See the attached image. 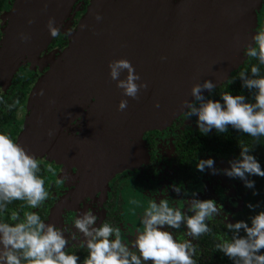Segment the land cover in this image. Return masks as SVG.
I'll return each instance as SVG.
<instances>
[{
  "label": "water",
  "instance_id": "obj_1",
  "mask_svg": "<svg viewBox=\"0 0 264 264\" xmlns=\"http://www.w3.org/2000/svg\"><path fill=\"white\" fill-rule=\"evenodd\" d=\"M57 1H16L0 51V73L8 80L26 56L40 52L50 40L44 29L49 17L55 20L50 5ZM258 2L92 0L61 53L59 68L55 71L51 63L46 75L33 86L28 106L36 108V119L22 134L20 144L37 159L48 150L55 152L59 146L55 145L56 122H64L65 117L80 113L87 105L95 118L87 121L79 139L81 148L89 139L91 146L100 147L121 132L136 139L145 131L169 125L186 109L181 102L194 99L190 95L193 84L210 80L220 86L242 65L246 59L243 47L251 42L257 27ZM93 12L102 19L96 21ZM29 19L34 22L28 24ZM81 25L87 27L82 29ZM20 33L30 39L21 41ZM121 58L130 61L141 81L148 84L138 100L123 96L109 78V61ZM46 82L50 86L44 103L37 92ZM207 93L204 90L202 94ZM121 99L128 101L124 111L117 110ZM50 130L54 132L51 138Z\"/></svg>",
  "mask_w": 264,
  "mask_h": 264
},
{
  "label": "flooded vegetation",
  "instance_id": "obj_2",
  "mask_svg": "<svg viewBox=\"0 0 264 264\" xmlns=\"http://www.w3.org/2000/svg\"><path fill=\"white\" fill-rule=\"evenodd\" d=\"M16 1L0 0V24H4L0 29V49L10 30ZM91 1L58 0L52 3L55 26L62 25L61 35L51 37L40 52L26 56L9 80L6 75L0 76V133L9 135L20 144L22 134L36 119V108L31 112V106H28L30 92L37 80L46 75L51 62L56 61L68 46L70 36L77 31ZM262 7L263 12L264 5ZM44 30L48 33L47 28ZM66 30L72 31L68 38L63 34ZM17 100L19 103L9 110L8 105ZM90 109L87 105L80 113L65 117L64 122L53 123L59 128L55 140L56 146L59 143L58 149L55 152L48 150L38 158L41 166L39 175L45 180L49 198L37 209L28 208L24 201H14L0 220H7L13 211L21 217L24 212L35 211L45 223L71 227L77 215L91 209L99 218L94 226L106 222L119 227L124 241L128 242L134 239L138 228L142 230L140 220L152 199L159 203L160 199L168 198L170 206L187 210L185 197L177 195L172 185L189 193L196 192L198 199H212L223 206L222 214L208 221L210 232L217 236L220 233L228 236L225 224L235 223L245 216L247 222L255 214L246 206L248 203H259L261 207L258 210H264V180L259 183L264 177H248L255 181L258 195L262 194L258 198L252 194L253 189L246 188L239 178H230L222 171L212 174L207 168L200 172L196 168L199 160L209 158L214 160L217 170L229 168L228 162L239 158L241 150L223 151L218 146L206 149L205 138L197 127L198 118H186L183 114L186 109L168 126L145 131L136 139L127 138L126 132H121L118 138H112L100 147L91 146L93 141L89 139L86 147L83 145L81 148L79 139L87 121L95 118ZM212 132L213 129L207 134ZM257 146L252 144L250 154L256 157L264 170V146ZM49 164L56 170V175L47 171ZM64 174L68 175V180L58 184L57 179L63 178ZM166 230L172 232L178 241L192 239L186 237L183 227ZM72 231L76 230L73 228ZM65 236L67 238V233ZM192 242L197 246L193 257L197 264H222L214 257L206 256L209 252L203 248L202 236ZM66 251L80 257L78 264H83L88 254L79 239L70 240Z\"/></svg>",
  "mask_w": 264,
  "mask_h": 264
},
{
  "label": "clouds",
  "instance_id": "obj_3",
  "mask_svg": "<svg viewBox=\"0 0 264 264\" xmlns=\"http://www.w3.org/2000/svg\"><path fill=\"white\" fill-rule=\"evenodd\" d=\"M44 10H47V4ZM93 17L96 21L102 19L98 12H93ZM33 22L32 19L27 21L28 24ZM3 27L4 24H0V29ZM45 27L52 38L62 33V25L55 26L52 17H49ZM80 27L83 29L87 25ZM71 33V30L63 32L67 38ZM19 38L21 41L30 39L24 33H20ZM243 55L258 61L251 66L250 74L242 71L238 76L242 87L250 94L251 102L245 95L230 92L220 95L223 103L204 96V90L211 96L218 87L210 80L193 84L190 95L194 99L181 102V106L186 107L183 112L186 118H198L196 123L201 134L206 135L212 129L217 133H226L231 126L255 140L264 137V74L260 67L264 66V29L254 32L251 42L243 47ZM108 69L109 78L115 81L123 96L138 100L140 92L147 90L148 84L141 81L127 59L109 61ZM122 73L126 75L121 79ZM37 95L43 96L44 89L41 88ZM18 103L17 100L8 105L9 110ZM127 106L128 101L121 99L117 110L124 111ZM154 106L159 108L160 105L156 103ZM53 135L50 130L48 136L51 138ZM240 149L239 158L228 162L229 168L217 170L211 158L199 160L196 168L200 172L207 168L212 174L222 171L230 178H239L246 188L253 189L254 196L258 195L255 181L248 177H264V170L256 157L250 154L252 146H240ZM47 171L56 175L50 164ZM40 172V161L36 156L9 135L0 133V217L8 212V206L14 201H24L28 208L37 209L49 198L50 193ZM67 180L68 175L64 174L63 178L57 179V183L64 184ZM171 187L177 195L185 197L187 210L170 206L168 198L160 199L159 203L152 199L140 220L142 230L138 228L134 239L128 242L124 241L119 227L106 222L94 226L99 218L91 209L77 215L71 227L45 223L35 211L24 212L23 217L13 211L7 220H0V264H78L80 257L66 251L70 240L78 239L88 250L83 264H197L193 258L197 246L192 241L211 231L208 221L219 217L223 206L212 199H198L196 192L189 193L180 186ZM189 196L190 199L187 198ZM246 206L255 214L247 222L239 220L225 224L231 235L217 243L216 249L232 264H264V253L261 252L264 249V210H258L261 207L259 203H248ZM181 227L185 228V235L191 240L178 241L172 232L166 230H179Z\"/></svg>",
  "mask_w": 264,
  "mask_h": 264
},
{
  "label": "trees",
  "instance_id": "obj_4",
  "mask_svg": "<svg viewBox=\"0 0 264 264\" xmlns=\"http://www.w3.org/2000/svg\"><path fill=\"white\" fill-rule=\"evenodd\" d=\"M261 29H264V10L257 19L256 31H259ZM254 64H258V61L253 58L246 57L242 65L230 74L227 81L218 86L215 89L214 93L211 94V96H209L208 93L206 97H209L214 100H219L221 103H223L220 95L224 92H230L233 95H245L246 97H249V101L251 102L250 94L246 89L242 87V82L238 79V76L239 73L242 71H247L250 74L251 66ZM260 67L262 74H264V66ZM232 80L236 81L234 83H231ZM202 136L205 138L206 141V149H213L215 146H218L223 148V151L231 152L235 149H237V151H240V146H252V144L258 145L260 147L264 146V137H260L259 140H255L254 138L247 136L244 133H239L235 129L231 128V126L228 127V131L226 133H217L216 130L213 129L212 134H206ZM263 180L264 179L259 180V183H261ZM257 197L261 198L262 194L257 195ZM242 220L245 221L246 216L243 217ZM230 235V233L228 234V236L224 233H220L217 236L215 233L211 232L202 235V245L204 246L203 248L205 252H209L206 254V256L214 257L215 261L218 263L220 262L222 264H232L231 260H229L226 256L223 255V253L219 252L216 249V244L221 242L222 239H228ZM241 235H243V233H241ZM261 252L264 253V249H262Z\"/></svg>",
  "mask_w": 264,
  "mask_h": 264
},
{
  "label": "rangeland",
  "instance_id": "obj_5",
  "mask_svg": "<svg viewBox=\"0 0 264 264\" xmlns=\"http://www.w3.org/2000/svg\"><path fill=\"white\" fill-rule=\"evenodd\" d=\"M259 2H258V5L260 6V8H259V10L256 12L257 14H256V19L258 18L257 16L262 12V6L264 5V1L263 0H258ZM83 18V17H82ZM81 18V19H82ZM80 19V20H81ZM79 25H80V21H79V24H78V27H77V29L79 28ZM76 29V30H77ZM256 31V29L254 30V32ZM76 33V32H75ZM74 34V33H73ZM72 34V35H73ZM71 35V36H72ZM71 36H70V39H71ZM1 49H2V47H1ZM1 49H0V51H1ZM31 57V56H30ZM63 61V59H62V54L59 56V58L56 60V61H53V62H51V63H54V70L56 71L58 68H59V64L61 63ZM51 66V65H50ZM0 72H1V69H0ZM0 76H3V74L1 75V73H0ZM49 86H50V84H48L47 82L46 83H43L42 84V88L44 89V95L43 96H41L40 97V100L41 101H44V97H45V95H46V93H47V91H46V89L47 88H49ZM208 94V93H207ZM206 94V95H207ZM205 95V96H206ZM39 100V101H40ZM33 111V107H31V112ZM35 114H36V111L34 112ZM180 115V114H179ZM168 126V125H167ZM139 137V136H138ZM137 137V138H138ZM87 142H88V140H87ZM87 142L85 143L86 145H87ZM86 155V154H85Z\"/></svg>",
  "mask_w": 264,
  "mask_h": 264
}]
</instances>
